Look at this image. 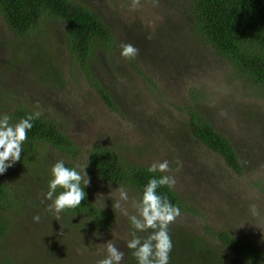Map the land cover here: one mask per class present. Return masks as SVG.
Here are the masks:
<instances>
[{
  "label": "rangeland",
  "instance_id": "1",
  "mask_svg": "<svg viewBox=\"0 0 264 264\" xmlns=\"http://www.w3.org/2000/svg\"><path fill=\"white\" fill-rule=\"evenodd\" d=\"M77 2L111 31L109 61L99 54L104 51L96 52L85 74L67 50L60 22L43 21L18 42L0 16V114L12 117L19 108L40 111L84 153L104 144L143 166L168 160L174 189L199 214L182 213L169 225L172 238L182 227L198 235L208 226L209 234L227 232L264 246V99L243 89L230 64L196 34L193 0H139L135 7L133 0ZM122 44H132L138 54L122 57ZM43 58L47 66L39 71ZM95 84L108 91L116 111L107 107ZM188 108L200 112L233 143L244 166L242 177L192 138ZM45 151L50 162L59 160L56 151ZM79 161L88 167L83 158ZM41 171L30 169L26 176ZM22 172L10 173L17 178L9 180L6 194L19 209L0 246V264H97L107 254L109 240L126 252L123 247L132 228L128 217L112 208L117 187L87 168L91 200L109 214L108 232H94L64 212L57 220L46 210L51 203L42 195L46 186L39 189L30 178L24 180L29 184L24 188ZM126 207L135 214L131 202ZM37 215L39 222L33 219ZM220 248L231 264H245ZM170 257V264H202L198 251L182 241L173 244ZM121 263L130 261L123 258Z\"/></svg>",
  "mask_w": 264,
  "mask_h": 264
},
{
  "label": "trees",
  "instance_id": "2",
  "mask_svg": "<svg viewBox=\"0 0 264 264\" xmlns=\"http://www.w3.org/2000/svg\"><path fill=\"white\" fill-rule=\"evenodd\" d=\"M193 2L192 13L196 34L211 47L217 57L230 64L243 89L255 97L264 99V0H193ZM0 16L18 42L29 38L30 33L43 21L60 22L67 50L80 61L85 74L90 73V66L86 64L89 63L90 58L96 56V52L104 51L99 54L109 61L107 54L110 53V45H113L111 31L92 10L78 3L77 0H0ZM99 45L104 50L100 49ZM45 61L46 59L43 58V62H39L37 70H44V66H47ZM95 88L107 107L111 111H116L108 91L98 84H95ZM188 110V131L192 138L220 157L234 175L242 177L244 166L233 143L217 131L214 125L196 109L188 108ZM32 112L29 109L19 108L12 114L11 121L16 123ZM33 123L21 160L15 164V168L8 169L5 177L0 175V246L9 231L12 219L15 220L12 216L19 209L6 194L9 180L17 178L10 173L16 174L18 170L23 169L19 178L21 186L24 188L29 186L28 183H23L24 180L34 178L37 183L33 180L31 182L36 183L39 189L43 185L46 186L47 191V183L51 178L50 168L57 161L50 162L49 153L45 151L47 147L56 151L59 155L58 159H63L67 166L79 165V160L83 158L89 170L105 183L115 187L123 186L138 199L142 195L143 186L152 176L147 171L149 166L130 161L113 145L96 144L84 153L58 123L46 116H40ZM30 169H42V171L39 174L26 176ZM7 175L9 176L6 177ZM157 175L162 174L157 173ZM61 190L58 189L57 192ZM85 191L88 193L86 200L82 201L78 208L65 210L64 213L80 218L91 231L108 232V211L91 200L87 188ZM157 191L158 194L166 195L173 204L178 205L181 214L189 212L199 215L174 188L169 189L165 186ZM182 228V233L172 238L173 244L182 241L183 244L197 250L202 264H231L220 247L231 251L245 264H264V246L259 241L236 239L222 231L209 234L208 226L198 235L188 234L187 230ZM147 234L138 233L142 237ZM131 238L132 236L129 235V240ZM123 250H126L123 252L125 260L130 261V264H136L131 254L132 250L127 244ZM43 262L48 264L45 260Z\"/></svg>",
  "mask_w": 264,
  "mask_h": 264
},
{
  "label": "clouds",
  "instance_id": "3",
  "mask_svg": "<svg viewBox=\"0 0 264 264\" xmlns=\"http://www.w3.org/2000/svg\"><path fill=\"white\" fill-rule=\"evenodd\" d=\"M138 3L139 0H133V7ZM138 51L132 44H122L120 55L132 58ZM40 116V111L32 112L13 124L11 116L7 113L0 114V175L21 160L28 133L34 126L33 122ZM87 168L84 165L69 167L63 159L51 166L47 191L42 195L45 200L51 201L46 210L57 220L62 212L76 209L86 200L88 193L85 189L90 185ZM147 171L152 176L143 186L139 199L130 198L126 188L119 186L115 188L118 198L112 200V208L128 217L133 231L127 247L132 250L136 264H170L173 241L169 225L181 216V209L166 195L158 194L157 190L165 186L173 189L176 179L167 174L170 171L168 160L152 162ZM58 189L62 190L57 192ZM129 202L135 209V214H129L126 207ZM33 219L39 222L41 217L37 215ZM138 233L148 234L142 237ZM105 247L107 254L97 264H121L124 253L111 240L105 243Z\"/></svg>",
  "mask_w": 264,
  "mask_h": 264
}]
</instances>
